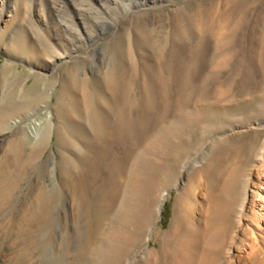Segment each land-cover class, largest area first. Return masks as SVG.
Wrapping results in <instances>:
<instances>
[{
	"label": "bare ground",
	"instance_id": "bare-ground-1",
	"mask_svg": "<svg viewBox=\"0 0 264 264\" xmlns=\"http://www.w3.org/2000/svg\"><path fill=\"white\" fill-rule=\"evenodd\" d=\"M19 1L0 0L1 48L13 56V51L24 49L44 73L34 74L29 82L31 71L25 76L8 62L0 65V205L9 199L21 173L31 163L41 162L54 127L62 126L64 153L58 161L52 153L50 160L57 166L59 188L72 199L79 176L84 182L97 178L99 173L107 174L105 190L93 216L92 264H264V140L255 151L238 201L232 195L236 170L230 168L220 175L223 180L218 182L219 190L227 195V200L218 225L214 226L211 221L215 190L206 183L203 189L192 191L194 195L185 202L184 210L176 203L166 232L153 230L154 217L161 213L167 198V189H157L155 175L179 141L197 125L207 123L200 108L179 113L164 99L167 92L175 99L179 96L182 72L188 60L186 50L190 47L184 39L178 37L171 41L167 34L153 39L152 35L161 31L153 21L142 23L147 13L142 10L126 20L128 24L122 23L125 27L114 34L112 52H94L99 31L85 29L82 23L85 11L76 7L75 0H35L26 9ZM99 1L101 6L96 8L103 15L102 7L111 6L109 18L132 7L135 0ZM138 1L141 6L148 0ZM181 10L178 6L172 12L163 13L170 16ZM97 22L100 26L107 25L105 19ZM78 41L80 46L91 49L85 55L89 70L82 68L83 59L77 57L61 66L57 72L61 78L53 112L49 109L45 117L29 120L37 110L47 108L55 89V80L53 83L49 73L55 71L64 57L80 51L75 45ZM205 50H201L200 57H205ZM222 52L218 50L212 55L215 73L211 70L205 79H217L218 99L227 108L229 103L237 102L241 88L255 86L258 62L251 57L244 67L243 57L238 53ZM231 62L233 68H230ZM205 66L203 60L196 65L195 80L201 79ZM88 72L93 73L88 76ZM236 81L239 86L234 90ZM168 113L163 121L162 116ZM53 114L55 123L50 118ZM251 127V124H240L231 130H222L212 142L213 149L226 146L235 129ZM193 161V167L201 163L198 159ZM49 190L47 182L36 177L4 222L13 244L0 245V249L8 259L14 253L25 254L28 232L41 225L55 196ZM232 207L241 233L235 231L225 246V217ZM151 238L159 239L158 247H148ZM220 249L224 250L222 261L216 255Z\"/></svg>",
	"mask_w": 264,
	"mask_h": 264
},
{
	"label": "rangeland",
	"instance_id": "rangeland-1",
	"mask_svg": "<svg viewBox=\"0 0 264 264\" xmlns=\"http://www.w3.org/2000/svg\"><path fill=\"white\" fill-rule=\"evenodd\" d=\"M34 1L20 0L19 4L26 9V5L29 6ZM138 2V0H135L132 7L129 6V8L123 10L117 16L108 18L111 6H109V9L108 7H102V9H105V15H103L97 9L101 6L99 0H75L76 7L85 11L86 16L82 20L85 29L91 30L95 28L99 31L97 39L94 42L97 46L94 52H100L101 50L105 54L112 52L114 49V42L112 40L114 34L119 29L125 27H122V23L128 24L126 20L142 10L148 13L141 19L142 23H145L147 20L153 21L157 25L158 30L161 31L160 34L154 33L152 35L153 39L156 37L162 38L167 34L171 41L178 40L177 38L181 37L191 47H187L186 50V52L188 51V60L183 68L181 78L183 82L179 85L178 98H173L175 96L167 92L168 95L164 99L169 107L172 106L177 111L179 110V113H184L186 110H191L195 107L200 108L203 115L207 118V125H197L189 134L185 135L179 141L180 143L171 151V154L166 156L162 162L163 166L161 170L155 175L157 189L159 191L167 189V198L164 200L161 213H157L154 217L153 230L160 233L166 232L174 216L176 203L179 202L182 206L181 209L184 210L183 207L188 198L190 199L195 192L203 189L206 183V186L215 190V196L212 200V209H214L211 221L216 226L219 224L224 214L223 212H225L222 206L227 200V195L220 193L221 191L219 190L221 186H218V182L223 180L219 178L220 175L229 171L230 168L236 170V180L233 184L232 195L238 201L242 192L245 175L253 163L255 151L264 140V36H262L264 35V0H148L145 5L141 6H138ZM178 6L183 8L179 13L173 12L170 16L163 13L165 10L172 12ZM65 16L63 15L64 18ZM100 18L105 19L107 25L100 26L97 22ZM254 32L256 35L253 34ZM75 45L80 51L70 57H64L57 64L55 71L49 73L50 77L52 75L51 79L53 83L55 80V89H53L51 99L48 100L47 108L37 110L29 120H34L41 116L45 117L50 110L53 112L52 105L55 100V94L58 93V81L61 78L57 72L61 66L72 62L77 57L83 59L81 63L82 68L89 70L88 59L85 55L90 53L91 49L80 46L79 41ZM207 46L208 48H206ZM203 49H206V55H204L205 57H200V52ZM1 50L0 40V65L8 62L13 67L19 69L25 76L28 74V71H31L32 73L27 78L29 82L33 80L34 74L44 73L31 60L32 55H27L24 49L13 51L15 56ZM218 50L220 52L223 51L222 53H226L227 55H231L233 52L238 53L241 58L243 57L244 67L247 66L248 60L251 57L258 62L255 86L251 87V89L250 86L241 88L236 97L237 102L233 104L229 103L227 108H224L222 102L218 99L219 83L217 79L215 77V79H210L209 81L205 79L207 78L206 75L211 73V70L215 71L213 67L215 61L213 62L212 58ZM237 50L240 51L238 52ZM202 60L206 63V69L202 72L201 79L195 80L196 65L200 64ZM233 67L234 63L231 62L230 68ZM230 68L226 69L224 73L227 74L231 70ZM92 73L88 72L87 75L90 76ZM238 82L236 81L234 90H237L239 86ZM202 85L205 86L201 89ZM135 86H137L136 81ZM168 115L169 113L164 114L162 120L164 119L163 121H165ZM50 118H52L54 123L56 122L54 114ZM240 124H251L252 127L249 130L246 128L235 129L230 134L226 146L213 149L212 142L217 139L219 132L224 129L231 130L232 127L239 126ZM55 128L50 144L41 155V162L31 163L32 166L29 165L27 167L28 170L26 169L21 173V177L16 182L12 193L9 195V199L0 205V245L7 247V244L8 246L13 244L11 242L12 238L9 239L10 233L4 227V222L15 211L26 188L36 177H40L41 180L47 182L50 189L49 193H55V196L48 207L44 221L38 228L28 232L29 238L27 237L28 245L26 246L25 254L22 256L21 254L14 253L8 259L7 256L2 254L0 249V264L93 263L94 259L90 249L91 240L94 237L93 228L95 227L93 216L95 205L99 202L98 199H100L101 193L105 190L107 174L103 172L99 173L97 178L91 177L84 182L80 181L79 176L75 181L74 198H69V195L62 188H59V178L56 173L57 166L54 167V164L51 163L53 161H50L52 153L56 161L64 153L62 151V141H64L65 136L63 134L64 131L62 126ZM193 159H198L201 163L193 167ZM186 160H189V162L185 164ZM250 192H252L251 189ZM71 202L72 205H70ZM3 218L5 221H2L4 220ZM225 225L224 238L226 240L224 239L225 242L223 244L226 246L230 243V237L235 231L241 233V228L235 221V208L229 209V215L225 217ZM149 235L152 236V233H149ZM30 244H32L33 248H31ZM155 246H159V239L153 240L151 238L148 241V247L153 248ZM223 251L221 249L216 251L218 261H222V257H224Z\"/></svg>",
	"mask_w": 264,
	"mask_h": 264
}]
</instances>
